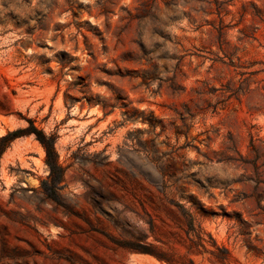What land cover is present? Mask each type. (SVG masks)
Returning a JSON list of instances; mask_svg holds the SVG:
<instances>
[{
	"label": "rangeland",
	"instance_id": "obj_1",
	"mask_svg": "<svg viewBox=\"0 0 264 264\" xmlns=\"http://www.w3.org/2000/svg\"><path fill=\"white\" fill-rule=\"evenodd\" d=\"M32 125L63 176L0 140V264H264V0H0Z\"/></svg>",
	"mask_w": 264,
	"mask_h": 264
},
{
	"label": "trees",
	"instance_id": "obj_2",
	"mask_svg": "<svg viewBox=\"0 0 264 264\" xmlns=\"http://www.w3.org/2000/svg\"><path fill=\"white\" fill-rule=\"evenodd\" d=\"M30 133H34L37 137L38 140H40V142L43 144V146L45 147L46 150V154H47V162L51 168V180L53 181L54 185L57 186V183L61 180L62 176H63V169L58 161L57 158V152L54 146L53 141L51 140V138H48L47 135L41 130L36 128L34 125L30 126V127H26V128H19V129H15L13 131H9L7 134L3 135L0 137L1 141H4V148L7 147L8 145L11 144V142L19 137L22 136L24 134H30ZM2 149H0L1 152ZM136 250H140V249H136ZM156 254V253H155ZM159 259H163L164 257L161 255H158Z\"/></svg>",
	"mask_w": 264,
	"mask_h": 264
}]
</instances>
